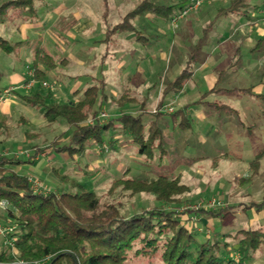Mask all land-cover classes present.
Segmentation results:
<instances>
[{"label": "rangeland", "instance_id": "374dc122", "mask_svg": "<svg viewBox=\"0 0 264 264\" xmlns=\"http://www.w3.org/2000/svg\"><path fill=\"white\" fill-rule=\"evenodd\" d=\"M4 1L0 0V4ZM143 1L35 0L37 17L9 18L0 25V36L12 46L11 54L0 50V91L22 85L24 81L21 83L20 78L26 80L25 74L32 70L33 56L44 47L59 61L67 59L68 62L48 74L45 82L49 87H44L43 93L50 90L57 102L75 104L83 98L85 89L100 86L105 98L102 107L98 103L96 109L105 111L109 119L114 118L111 129L104 135V147L89 145L84 156L70 157L67 153L55 152L50 145L54 141L60 146L68 143L72 128L63 121L48 124L37 108L26 105L13 94L7 102L0 103V118H7L11 124L10 137L0 145V154L26 161L34 154L31 148L34 141L45 153L32 163L14 166L11 170L32 178L40 192L77 191L60 180L54 172L56 168L61 174L85 184L102 203H121L125 217L155 208L173 209L179 211L199 241L211 238L226 240L232 245L234 240L226 235L264 226V206H256L264 204V157L257 175L249 179L253 174L252 163L264 150V47L253 50L249 37H243L240 31L230 36V31L240 22L250 26L249 20L264 28V9H254L263 5L264 0H250L246 9L236 15L221 16L212 25L209 24L218 10L227 7L229 0H217L203 16L189 13L177 24L152 13L141 15L132 23L148 39L146 44L137 41L139 34L129 32L111 34L109 39L108 31ZM149 1L160 6L189 4L188 0ZM203 6L204 3L193 12ZM203 37L201 50L196 53L195 78L186 85L180 100L165 101L161 106L170 104L174 109L171 114L177 112V115L164 114L157 119L154 111L160 112L157 98L162 86L186 67ZM261 39L264 44V37ZM237 49H240L238 56ZM204 62L208 66L201 71L199 68ZM222 71L221 87L234 91L204 95L211 87L206 76L219 75ZM150 88L155 90L152 92ZM126 90L136 93L137 104L114 103ZM25 93L30 92L21 91ZM142 103L146 104L143 120L157 121L163 131L166 150L163 160L151 161L141 155L139 145L115 119L120 113L135 115ZM215 104L227 105L231 110L218 109ZM27 130L38 137L29 140L25 135ZM124 176L144 181L159 176H180L189 191L179 197V204L165 205L152 194L130 196L120 188L112 189L113 180ZM212 199L221 201L223 207L197 213L188 210L185 213L189 218L180 212ZM0 216L1 226L14 228L9 237L15 239L19 233L16 219L10 218L6 226L8 212L0 208ZM192 217L196 221L191 224ZM11 250L7 239L0 235V253ZM234 258L233 264H264V247L243 262L237 252ZM59 264H69V261L63 259Z\"/></svg>", "mask_w": 264, "mask_h": 264}, {"label": "trees", "instance_id": "16d2710c", "mask_svg": "<svg viewBox=\"0 0 264 264\" xmlns=\"http://www.w3.org/2000/svg\"><path fill=\"white\" fill-rule=\"evenodd\" d=\"M188 1L190 3V0ZM249 1L230 0L227 7L219 9L210 25L222 15L239 13L246 9ZM188 5L160 6L145 0L120 24L108 31V38L112 39L111 34L129 32L139 34L137 41L146 44L148 39L137 31L133 20L138 16L152 13L156 17L172 21ZM26 15L37 17L35 0H6L0 4V25L5 24L9 18L21 19ZM204 31L207 33V29ZM204 38L199 40L186 67L173 81L164 86L159 108L165 103L166 97L178 94L192 80L194 67L198 61L196 53L201 50ZM0 50L6 54L12 53L11 44L1 36ZM66 62L67 59L59 61L44 47H40L32 59L31 68L34 76L29 77L26 73L27 78L22 84L26 85L34 79L35 86L30 93L21 94L23 90L21 89L14 94L26 105L37 108L48 124L63 121L72 128L68 143L61 146L56 141L51 143L50 146L55 152L67 153L70 157L84 156L89 145L104 147L106 142L104 135L111 129L114 118L107 119L108 123L87 124L101 112L96 109L98 103L102 107L105 98L101 94L100 86L85 89L83 98L75 104L71 101L57 102L50 90L43 93V83L48 74ZM220 79L222 78H219L215 88L204 95L218 92ZM138 102L137 96L131 90H126L119 99L114 100L119 106ZM145 105L142 103L140 114L120 113L115 119L121 122L124 132L139 145L141 155L151 161L156 158L163 160L166 154L163 131L157 126V121L143 120ZM215 105L218 109L231 110L224 104ZM176 115L177 112L173 114ZM162 116L163 113H155L157 119ZM183 123L181 125L185 126ZM29 131H25L29 140L38 137ZM10 134V122L5 117L0 118V145L10 137ZM31 144L34 154L26 161L0 154V202L8 203L7 209L4 210L8 212L9 218L16 219L19 227V233L15 237L14 253L3 252L1 261L22 260L27 264L35 262L59 264L63 259H67L69 264H233L234 253L237 252L243 262L252 253L264 247V226L241 229L235 235H226L227 238L234 240L231 245L226 240H213L207 237L205 241H199L197 234L185 225L180 213L173 209L155 208L125 217L121 213V203H102L95 192L87 190L85 184L77 182L69 175L61 174L56 168L54 172L60 180L77 191L59 194L37 192L29 176L11 170L14 166L32 163L38 155L45 153V149L34 141ZM263 157L264 150L252 163V178L257 175ZM111 188H120L130 196L152 194L157 201L165 205L179 204V197L189 191L180 176L174 178L159 176L152 181L124 176L113 180ZM256 206L261 207L264 204ZM181 214L188 216L187 213ZM47 258L48 262L43 263Z\"/></svg>", "mask_w": 264, "mask_h": 264}, {"label": "built area", "instance_id": "2783aa9c", "mask_svg": "<svg viewBox=\"0 0 264 264\" xmlns=\"http://www.w3.org/2000/svg\"><path fill=\"white\" fill-rule=\"evenodd\" d=\"M204 3V0H190L189 5L181 12L179 13L177 16H175L172 19V23L173 24H177L180 20H182L183 18H185L189 13L198 10L200 8V6ZM29 77H33L34 76V71L30 70L28 72ZM35 80L31 79L29 83H27L26 85H18V86H11L9 88H6L2 91V93L0 94V103L7 101L8 98L13 95L15 93V91L18 90H27L30 91L32 90V88L35 86ZM44 87H49L47 82L43 83ZM174 109L173 107L168 104V105H164L162 108H160V112L162 113H166V114H171L173 113ZM155 113L157 112L156 110L154 111ZM107 119H109V115L105 112L102 111L100 112L96 118L91 119L88 124L89 125H93L97 122L99 123H104ZM30 181L33 184L34 190L37 192L39 191V187L36 184L35 181H33L32 178H30ZM8 207V203L6 201H1L0 202V208L2 209H7ZM220 208L223 207L222 202L221 201H217L215 199L209 200L206 203H201L195 206H188L186 208L181 209L180 212L185 213L188 210H192L194 213H197L198 211L201 210H211L214 208ZM179 212V211H178ZM189 220H192L190 223L192 224L193 221H196V217H192ZM14 232V228L13 227H3L0 225V235H3L6 239H7V243L12 247L11 253H14L15 251V247H14V243H15V239L13 237H9L11 234H13ZM2 253H0V257H1ZM49 258H47L46 260H44L43 263L48 262ZM17 264H27L26 262L22 261V260H16ZM1 262V260H0ZM34 264H42V262H35Z\"/></svg>", "mask_w": 264, "mask_h": 264}, {"label": "crops", "instance_id": "0c3cea01", "mask_svg": "<svg viewBox=\"0 0 264 264\" xmlns=\"http://www.w3.org/2000/svg\"><path fill=\"white\" fill-rule=\"evenodd\" d=\"M215 1H217V0H207L206 2H204V6H203V8L200 10V11H197V12H191L192 14H197V16H203L206 12H207V10H208V8H210L213 4H214V2ZM230 1V0H229ZM223 2H225V1H223ZM183 6H185V5H183ZM221 9V8H220ZM254 9H258V10H261V9H264V3H263V5H257V6H254ZM219 11V10H218ZM190 13V14H191ZM218 13V12H217ZM231 14H233V15H236V13H229V14H226V16H229V15H231ZM188 16V15H187ZM222 16H225V15H222ZM220 18V17H219ZM218 18V19H219ZM217 19V20H218ZM216 20V21H217ZM213 21V20H212ZM212 21L210 22V24L212 23ZM246 21H248V20H246ZM256 22L254 21V20H252V21H250L249 20V25L250 26H248V25H245V24H241V22L240 23H238L239 25H236V27H235V29L234 30H231L230 31V36H234V33H237V32H241L242 33V36L243 37H245V38H248L249 37V39H250V42L249 43H253V44H251V48H253V50H257L259 47H264V44H263V42H262V37H264V28H262L260 25L259 26H256L257 25V23L255 24ZM209 24V25H210ZM252 24H253V26H252ZM236 31V32H235ZM255 35H257L256 36V38H254V36ZM260 38V39H258V38ZM254 53H256V52H254ZM238 55H240V49L238 50L237 49V56ZM205 64V65H204ZM204 64L199 68V70H205L206 68H207V64H206V62H204ZM196 73H197V71H194V74H193V78H192V80L195 78V75H196ZM25 76H26V74H25ZM222 78V79H220V90L217 92H214V93H230V92H233L234 90H229V89H225V88H223V87H221V82H222V80H223V78H224V71H222L219 75L217 74V73H212V74H210V75H207L206 76V82H209L210 83V85H211V87L208 89V91H206V92H209V91H211V90H213L214 88H215V86H216V84H217V82L219 81V78ZM16 78H17V76H16ZM192 80L191 81H189V82H192ZM23 82V81H25V77H22V79L20 78V82ZM173 81V80H172ZM19 82V83H20ZM21 82V83H22ZM171 82V81H170ZM188 82V83H189ZM187 83V84H188ZM168 84V83H167ZM166 84V85H167ZM186 84V85H187ZM164 86L165 85H163L162 86V90H163V88H164ZM150 90L153 92L154 90H155V88H154V90L153 89H151L150 88ZM162 90H161V94L159 95V97L157 98V100H159V103H160V100L162 99V97H163V94H162ZM186 91V86L183 88V90H181L178 94H171V95H169L168 97H166V102L168 103L169 101H174L175 99H177V100H180L181 98H182V96H183V94H185L184 92ZM133 92V91H132ZM205 92V93H206ZM74 93V92H73ZM204 93V94H205ZM133 94H135L136 95V93L135 92H133ZM153 94V93H152ZM211 94V93H210ZM208 95V94H207ZM137 96V95H136ZM258 96H262V95H258ZM137 98H138V96H137ZM168 99V100H167ZM170 99V100H169ZM7 102V101H6ZM159 103H158V105L157 106H159ZM142 111H141V108H139L138 110H136L135 111V115H137V114H140ZM145 112H146V110H144L143 111V113L145 114ZM164 114L165 115H173V114H166V113H163V116H164ZM155 116V115H154ZM162 116V117H163ZM162 117H160V118H162ZM159 118V119H160ZM149 121H151V120H147L146 122H149ZM152 122V121H151ZM130 136V135H129ZM115 138H116V136H114ZM114 141H115V139H114ZM116 142V141H115ZM252 169V168H251ZM252 176H253V174H252ZM250 180L252 179V177H250L249 178ZM0 217H2V216H0ZM204 219V218H203ZM5 222H6V226L10 223V218H8V219H6L5 220ZM203 222V221H202ZM208 226V225H207ZM0 264H15V263H12V262H7V261H1L0 262Z\"/></svg>", "mask_w": 264, "mask_h": 264}]
</instances>
